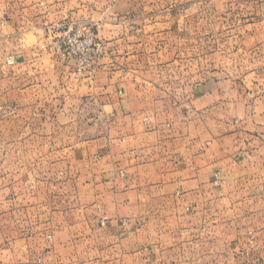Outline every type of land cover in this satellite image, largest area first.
I'll return each instance as SVG.
<instances>
[{"label": "crops", "instance_id": "obj_1", "mask_svg": "<svg viewBox=\"0 0 264 264\" xmlns=\"http://www.w3.org/2000/svg\"><path fill=\"white\" fill-rule=\"evenodd\" d=\"M118 3L0 0V264H264V68L194 67ZM69 22L104 45L89 78Z\"/></svg>", "mask_w": 264, "mask_h": 264}, {"label": "rangeland", "instance_id": "obj_2", "mask_svg": "<svg viewBox=\"0 0 264 264\" xmlns=\"http://www.w3.org/2000/svg\"><path fill=\"white\" fill-rule=\"evenodd\" d=\"M153 4L157 6L152 8ZM168 5L171 7L168 8ZM127 8L131 12V19L135 21L158 18L181 24L180 28H173L171 32L182 31L179 34L175 31L176 36H186V44L182 43L183 38L182 44L174 45L173 48L191 53L194 67L199 68L202 64L209 69L224 71L226 75L264 68V0H128L127 6H121V3L111 6L108 16L121 21ZM166 8L168 10L164 11ZM69 24L74 28L90 29L99 40L94 26L84 22ZM130 31V36L146 35L143 32L137 34L135 29ZM152 31L146 29L147 35ZM120 34L126 36L124 30H118ZM9 49L8 44L1 46L2 51ZM200 57H203L202 61ZM8 59L11 58L5 61ZM70 61L74 63V60ZM2 62L0 68L3 67ZM38 259L35 258V264H38Z\"/></svg>", "mask_w": 264, "mask_h": 264}, {"label": "built area", "instance_id": "obj_3", "mask_svg": "<svg viewBox=\"0 0 264 264\" xmlns=\"http://www.w3.org/2000/svg\"><path fill=\"white\" fill-rule=\"evenodd\" d=\"M60 36L56 39V50L62 53L63 58L74 60L75 75L91 77L95 64L104 53V45L97 40L90 29L85 27H71L69 25H59ZM8 66H12L14 61L8 59ZM101 225H104L102 222ZM41 263V259L37 260Z\"/></svg>", "mask_w": 264, "mask_h": 264}]
</instances>
